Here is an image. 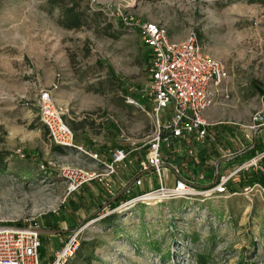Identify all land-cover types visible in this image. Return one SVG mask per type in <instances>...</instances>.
<instances>
[{
    "label": "rangeland",
    "instance_id": "374dc122",
    "mask_svg": "<svg viewBox=\"0 0 264 264\" xmlns=\"http://www.w3.org/2000/svg\"><path fill=\"white\" fill-rule=\"evenodd\" d=\"M70 1L0 0V221L46 227V215L58 213L54 228L62 230L39 232V247L41 259L51 260L73 238L76 247L61 264H264V186L244 177L264 175V153L229 156L217 174L238 169L222 192L208 188L216 176L210 168L203 182L187 178L208 190L149 201L123 198L115 206L108 203L121 192L105 190L108 200L94 198L93 210L86 204L73 209L67 197L83 182L67 191V167L101 171L103 163L73 145L52 148L38 118V91L50 88L74 143L95 150L100 160L121 146L133 147L132 162L143 157L152 128L149 49L115 16L119 10L130 19L163 22L173 39L195 30L228 71L222 91L202 112L206 129L213 135L224 125L251 136L246 126L264 105V0H99L110 7L109 16L92 13V1L76 0L89 12L87 20L67 27L59 13ZM259 137L264 140V128L255 141ZM220 138L227 143L228 135L214 134L212 141ZM245 139L238 133L235 147ZM152 185L141 180L138 187Z\"/></svg>",
    "mask_w": 264,
    "mask_h": 264
},
{
    "label": "built area",
    "instance_id": "2783aa9c",
    "mask_svg": "<svg viewBox=\"0 0 264 264\" xmlns=\"http://www.w3.org/2000/svg\"><path fill=\"white\" fill-rule=\"evenodd\" d=\"M90 1L95 3L91 5L93 9H99L107 16L112 14L110 7L101 4L99 0ZM115 16L120 18L119 21L126 29L127 27L135 28L141 42L149 49L147 89L152 103L149 108L152 128L145 141L146 151L138 161V170L152 168L159 178L156 186L142 189L137 194L127 197L124 200L125 203L138 200L149 201L152 198L181 197L194 194L199 190H208V188L217 192L224 191L227 179L238 168H233L225 174H218L217 179L209 183L210 187L198 190V186H202V183L195 184L177 172L172 183L163 182L164 174L170 171L171 166L164 161L162 153L163 148L169 147L174 138L188 140L193 137L202 142L214 139L212 132L206 129L202 111L214 102L217 92L222 91L221 82L228 72L223 62L205 50L195 30H190L181 38L173 39L163 22L153 19L141 21L130 19L125 12L119 10ZM54 86H56L55 83ZM38 92V118L44 125L50 141L61 146L73 145L89 157L103 163L101 171L86 169L81 165L67 167L70 168L66 174L67 191L75 189L84 181L92 180L93 177L106 178L120 165L125 166L132 163L128 149L122 146L114 147L106 161L105 159L100 160L95 150L91 151L85 149L80 143H74L73 131L64 120L59 106L52 99L50 88L41 89ZM259 126H264V105L253 113L251 123L246 127L257 128ZM244 137L251 139L248 133H245ZM16 151L19 152L18 149ZM218 151L219 156L224 158L236 153L238 148L219 145ZM255 153H264V149ZM196 175L199 182L204 181V175L201 172H197ZM141 180L142 178L137 174L133 178V184H140ZM105 183V190L114 193L111 192L113 184L110 181H105ZM126 185L123 183L124 190H128L130 186ZM36 225L38 224L25 221L24 224L19 225L21 227H0V264H61L63 262L65 256L75 246L73 238L66 242L59 254L51 260L43 261L38 249L39 232L32 228Z\"/></svg>",
    "mask_w": 264,
    "mask_h": 264
},
{
    "label": "crops",
    "instance_id": "0c3cea01",
    "mask_svg": "<svg viewBox=\"0 0 264 264\" xmlns=\"http://www.w3.org/2000/svg\"><path fill=\"white\" fill-rule=\"evenodd\" d=\"M150 19L155 20L154 18H150ZM170 36L172 35L170 34ZM49 82L53 83L54 80L51 79ZM62 83H63V80H61L57 84L60 85ZM261 128H264V126H259L258 128H252L251 139L249 140L248 143H246L247 145L241 144V141L243 142L246 140L244 138L246 129H244L243 132H239V131L237 132L236 129L231 128V127L227 128L224 125L219 126L217 128L218 131L212 130L214 131V134L217 136L225 137L226 135H228V138H225L226 139L225 141L227 143H224V144L222 142H219L222 140L221 138L218 139L217 141L209 140V142H202L193 137L189 138L188 140L185 138H179V139L174 138L172 140L171 145L169 147H164L162 150V153L164 151L163 153L164 161L170 164L171 166L170 171L164 174L163 182L172 183L174 181V177L176 176V172L180 176L190 178L191 180L193 177H195L199 181V178L196 175L197 172H201L202 174H205L206 170L210 169V167L212 169L215 167L217 168V165L220 160L221 162H220L219 167H221L222 163L227 160L228 157L222 158L219 156V151H218L219 145L221 146L230 145V146L235 147L236 143H234V139L238 140V133H239L240 138H241V141H239V143L241 146L238 147V151L232 155L246 154V152L244 151V148H246L248 144L249 146L253 145L252 143L255 139L256 132L258 130H261ZM214 134H213V138H214ZM92 139L94 140V138ZM85 146H89V145L85 144ZM101 147L105 148L106 146L104 145ZM132 149L133 147L128 148L129 155H131L130 151ZM190 150L192 151L190 152ZM133 157L135 158L136 155L133 154ZM201 158L205 164H200ZM138 166H139L138 161L132 162L131 164H128L125 166L120 165L114 173H112L111 175H108L104 180L100 179L101 183L96 180L87 181L84 184H82V186H79V188L75 192H79L81 190L80 193L84 194L85 196L92 197L93 199L100 198V197H107L105 193L106 192L105 191V184H106L105 181H110L111 184H113V189H115L116 190L115 192H117V190L120 191L122 189L123 183L128 184L129 182L132 181L130 186L131 185L135 186L133 184V178L137 174L140 175L143 181L145 180L147 185L153 184L152 186H156L158 184L159 178L158 176H156L155 171L152 168H148L146 170L140 171L138 170ZM142 172L145 173L146 177L145 176L143 177L141 175ZM191 174H194V176ZM214 174H216L215 170H214ZM194 182H197V180ZM150 187H147V188H150ZM144 189H146V187Z\"/></svg>",
    "mask_w": 264,
    "mask_h": 264
},
{
    "label": "trees",
    "instance_id": "16d2710c",
    "mask_svg": "<svg viewBox=\"0 0 264 264\" xmlns=\"http://www.w3.org/2000/svg\"><path fill=\"white\" fill-rule=\"evenodd\" d=\"M97 12L100 13L101 11L99 9H95V11H93L92 13H97ZM88 13L89 12H87L86 9H81L78 7V3L76 2V0H71L69 3L66 2L65 5L62 6L61 11L59 13V20H60V23L62 25L67 26V27L79 26L80 24L86 22ZM134 94H135V96L139 97V93H134ZM263 143H264V140L260 139V137L257 138L256 141L254 139V141L252 143L253 145L249 146V144H248V146H246V148H244V151L246 152V154H253L256 151H260V150H262V148H264ZM52 148H54L60 152L62 151L61 146L58 144H55V143H52ZM3 157H4L3 152L0 151V163H2V165H3ZM200 164H205L203 162L202 158L200 160ZM219 166H220V163H218L217 168L215 167L212 169L210 167L211 169L209 172H211V174L214 175L213 173L215 170L216 174H217L219 169H220ZM1 168L2 167L0 165V169ZM203 175L207 176L205 174H203ZM244 177H246L245 181H247L248 184L254 183V181H256L261 186H264V175H263L262 171L260 173H257V171H254V172H252V174L250 176H244ZM205 178L206 177H204V180H205ZM84 183L85 182H83L82 184H84ZM82 184L80 186H82ZM138 185L139 184H137L135 186H132V185L129 186L128 190H123V192L120 193L117 197H115L114 200L110 201L108 203V205L115 206L117 204V201H119L120 199L127 198V197H130V196L137 194L138 191L142 190L141 188L138 187ZM83 187H84V185H83ZM78 188H79V186H78ZM80 191L79 192L74 191L73 192L74 195H70L67 197L68 204H70L71 208H73V209L79 207V205L86 204L88 207L92 208L91 210H93L94 207L96 205H98V203H95L96 199H93L92 197H89V196H85L84 194L80 193ZM108 198H109V196L105 197L103 200L99 201V204L103 203V201H107ZM58 206H59L60 210H63L61 203ZM94 215H92L90 217H93ZM57 216H58V213H54V212L50 211L46 215V220H45L44 225L48 228L57 226V224L55 223V218ZM0 223H13L16 225H21V224H24L25 221L24 220H22V221L6 220V221H0ZM41 236H42V234H40V237ZM38 249H39V253H42V248L39 247Z\"/></svg>",
    "mask_w": 264,
    "mask_h": 264
},
{
    "label": "water",
    "instance_id": "95a60500",
    "mask_svg": "<svg viewBox=\"0 0 264 264\" xmlns=\"http://www.w3.org/2000/svg\"><path fill=\"white\" fill-rule=\"evenodd\" d=\"M217 175L218 174H216V176H215V179L213 180V181H215L216 179H217ZM132 182V181H131ZM131 182H129L126 186H129L130 184H131ZM124 188L125 187H122V189L119 191V192H123V190H124ZM117 194H119V193H117ZM116 194V195H117ZM116 195H114V197L116 196ZM111 198H113V197H111ZM110 198V199H111ZM4 226H13V227H21V226H19V225H16V224H13V223H0V227H4ZM33 229H35V230H37L38 232H42V233H51V232H55V231H60V230H62V229H60V228H54V227H51V228H48V227H44V226H42V225H36V227H32Z\"/></svg>",
    "mask_w": 264,
    "mask_h": 264
}]
</instances>
